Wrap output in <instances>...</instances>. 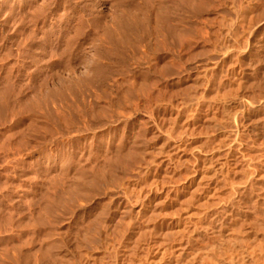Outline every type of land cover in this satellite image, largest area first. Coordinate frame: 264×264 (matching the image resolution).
<instances>
[{
  "label": "rangeland",
  "instance_id": "rangeland-1",
  "mask_svg": "<svg viewBox=\"0 0 264 264\" xmlns=\"http://www.w3.org/2000/svg\"><path fill=\"white\" fill-rule=\"evenodd\" d=\"M117 1L0 0V264H264V0Z\"/></svg>",
  "mask_w": 264,
  "mask_h": 264
},
{
  "label": "bare ground",
  "instance_id": "bare-ground-1",
  "mask_svg": "<svg viewBox=\"0 0 264 264\" xmlns=\"http://www.w3.org/2000/svg\"><path fill=\"white\" fill-rule=\"evenodd\" d=\"M114 1H115V0H114ZM118 1H119V2H118ZM118 1H117V3H120V0H118ZM156 1L159 2V6L157 7V11H156V12H157V13H156V18H157V20H158L159 22L155 23L152 27L150 26V27H151V30H150L149 34H150V35H151V34L153 35V33H157V34L160 35V33L164 32L163 30H165V33H167L171 38H173V39H177L178 36H179V30L182 28V27H181V24H182V23H181V22H182V18L180 17V14H181V12L183 13L184 10H185V9H184L183 11H179L178 6L180 5V3L182 4L184 0H181V1L179 0V1H178L179 4H178V5L175 4V5H176V8H175V7H172L174 11H173L172 8H171L172 13L168 12V10L170 9V6H168V8H169L168 10H167V7H166V5H167L168 3H170L169 1H166V0H165L167 3H166V2H164V3H160V0H156ZM163 1H164V0H162V2H163ZM190 1H191V0H190ZM190 1L188 0L189 3H190ZM197 1H199V0H197ZM197 1H196V2H197ZM171 2H172V1H171ZM175 2H176V0H175ZM175 2H174V0H173V4H174ZM184 2H185V1H184ZM188 2H187V3H188ZM117 3H116V4H117ZM131 3H132V2H131ZM144 3H145V2H144ZM165 3H166V5H164ZM189 3H188V4H189ZM192 3L194 4L193 0H192V2H191L190 4H192ZM199 3H200V2H199ZM157 4H158V3H157ZM183 4H184V3H183ZM190 4H189V7L192 6L191 8L193 9V8H194V7H193V4H192V5H190ZM201 4H202V2H201ZM117 5H118V4H117ZM130 5H131V4H130ZM130 5H129V6H130ZM168 5H169V4H168ZM195 5H196V3H195ZM204 5H205V4L203 3V6H204ZM184 6H187V8H188V5H185V4H184L182 7H184ZM200 6H201V5H200ZM201 7H202V6H201ZM204 7H205V6H204ZM142 8H143V7H142ZM174 8H175V9H174ZM187 8H186V10L189 11ZM196 8H197V7H196ZM189 9H190V8H189ZM146 10H147V9H146ZM171 10H170V11H171ZM133 11H134V10H133ZM139 11H140V10H139ZM147 11H148V10H147ZM125 12H126V11H125ZM143 12H144V11H143ZM194 13H195V12H194ZM126 14H127V13H126ZM171 14L173 15V17H176V18H175L174 23H170V24H169L167 21H168V18H171V16H172ZM205 14H206V13H205ZM129 15H130V14H129ZM147 15H148V14H147ZM153 15H154V14H153ZM183 15H184V13H183ZM183 15H181V16H183ZM121 16H122V15H121ZM121 16H120V17H121ZM201 17H202V16H201ZM130 18H131V17H130ZM138 18H139V17H138ZM146 18H147V17H146ZM146 18H145V19H146ZM151 18H152V17H151ZM121 19H122V17H121ZM206 19H207V18H206ZM222 20H224V19H222ZM143 21H144V20H143ZM172 21H173V20H172ZM183 21H184V20H183ZM226 21H228V20H226ZM125 22H126V21L124 20L123 23H125ZM134 22H135V21H134ZM144 22H145V21H144ZM148 22H149V21H148ZM193 22H194V21H193ZM201 22H202V21H201ZM208 22H209V21H208ZM119 23H120V22H119ZM127 23H128V22H127ZM127 23H125V25H126ZM139 23H140V22H139ZM128 24H130V23H128ZM128 24H127V25H128ZM148 24H149V23H148ZM127 25H126L125 27H124V25H122V26H123L124 28H126ZM130 25H131V24H130ZM130 25H128L129 27H127V28H130ZM137 25H138V24H137ZM150 25H151V24H150ZM191 25H192V24H191ZM223 25H224V24H223ZM231 25H232V24H231ZM253 26H254V25H253ZM230 27H231V26H230ZM250 27H251V26H250ZM133 28H134V27H133ZM133 28H132V30H133ZM253 28H254V27H253ZM253 28H252V29H253ZM162 29H163V30H162ZM208 29H209V28H208ZM105 30H106V29H105ZM125 30H126V29H125ZM128 30H129V29H128ZM134 30H135V29H134ZM134 30H133V31H134ZM161 30H162V31H161ZM204 30H205V29H204ZM77 31H78V30H77ZM181 31H182V30H180V32H181ZM225 31H226V28H225ZM111 32H112V31H111ZM124 32L126 33V31H124ZM124 32H123V33L121 32L120 35L125 34ZM195 32H196V31H195ZM107 33H108V30H107ZM113 33H114V32H113ZM113 33H111V36L113 35ZM119 33H120V31H119ZM225 33H227V32H225ZM105 34H106V32H105ZM108 34H109L108 38L110 37V38H109V40H110L109 43L114 47V49H117L119 46L123 45L124 42L126 41V40H124V38H123L122 40L119 39V38H118V39H117V38L114 39V38H113L114 36H112V38H111V36H110V32H109ZM114 34H115V33H114ZM209 34H210V33H209ZM227 34H228V33H227ZM75 35H76V34H75ZM118 35H119V34H118ZM126 35H127V34H126ZM183 35H184V34H183ZM225 35H226V34H225ZM115 36H116V35H115ZM124 36H125V35H124ZM157 36H158V35H157ZM186 36H188V35H186ZM218 36H219V35H218ZM117 37H119V36H117ZM184 37H185V36H184ZM120 38H121V37H120ZM97 40H98V39H97ZM106 40H107V39H106ZM67 41H68V40H67ZM157 41H158V40H157ZM95 42H96V41H95ZM101 42H102V41H101ZM125 43H126V42H125ZM127 43H128V42H127ZM150 43H151V41H150ZM160 43H161V42H160ZM68 44H69V43H68ZM152 44H153V43H152ZM66 45H67V43H66ZM92 45H93V44H92ZM134 45H135V44H134ZM141 45H142V44H141ZM67 46H68V45H67ZM67 46H66V47H67ZM100 46H101V45H100ZM130 46H131V45H130ZM151 46H152V45H151ZM151 46H150V47H151ZM153 46H154V45H153ZM68 47H71V46L69 45ZM121 48H122V47H121ZM151 48H152V47H151ZM110 49H111V48H110ZM118 49H119V48H118ZM149 49H150V48H149ZM152 49H154V48H152ZM94 50H96V49H94ZM119 50H120V49H119ZM156 50H157V49H156ZM108 51H109V50H108ZM115 51H117V50H115ZM159 51H160V50H159ZM96 52H97V51H96ZM98 52H99V51H98ZM113 52H114V51H113ZM107 53H108V52H107ZM122 53H123V52H122ZM122 53H121V54H122ZM110 54H111V53H110ZM114 54H115V53H114ZM118 54H119V53H118ZM145 54H146V53H145ZM91 55H92V54H91ZM116 55H117V54H116ZM119 56H120V55H119ZM124 56H125V55H124ZM146 57H147V56H146ZM146 57H145V58H146ZM196 57H197V56H196ZM117 58H118V56H117ZM194 58H195V57H194ZM91 59H92V57H91ZM89 60H90V59H89ZM123 60H124V59H123ZM118 62H119V60H118ZM167 64H168V63H167ZM164 65H166L165 62H164ZM97 66H98V64H97ZM167 67H168V66L166 65V68H167ZM96 68H97V67H96ZM164 68H165V67H164ZM98 69H99V68H98ZM91 70H92V69H91ZM163 71H164V70H163ZM92 76H94V75H92ZM92 76H91V77H92ZM99 76H100V74H99ZM148 77H149V76H148ZM145 78H146V77H145ZM144 81H145V80H144ZM150 81H151V80H150ZM148 84H149V83H148ZM148 84H147V85H148ZM145 87H146V85H145ZM25 103H26V102H25ZM29 106H30V105H29ZM31 107H32V105H31ZM33 107H35V106L33 105ZM33 107H32V108H33ZM140 135H141V134H140ZM137 138H138V137H137ZM137 138H136V139H137ZM126 141H127V140H126ZM138 143H139V142H138ZM147 145H148V144H147ZM131 150H132V149H131ZM133 150H134V149H133ZM145 150H146V149H145ZM130 152L133 153L132 151H130ZM127 154H129V153H127ZM127 154L125 155L126 157H130V156H131V155L128 156ZM136 155H137V153H136ZM131 157H132V156H131ZM137 157H138V156H137ZM140 157H141V155H140ZM117 159H118V158H117ZM139 159H140V158H139ZM121 160H122V158H121ZM124 160H126V159H124ZM142 160H143V159H142ZM126 162H127V161H126ZM127 163H128V162H127ZM130 163H131V161H130ZM125 171H126V170H125ZM106 172H107V171H106ZM106 174H107V173H106ZM106 177H107V176H106ZM112 177H113V176H112ZM109 179L111 180V178H109ZM112 179H113V178H112ZM94 181H95V180H94ZM94 181H93V183H94ZM112 182H113V181H112ZM47 203H48V202H47ZM48 204L50 205V203H48ZM45 206H46V205H45ZM49 207H51V205H50ZM52 207H53V206H52ZM262 207H263V206H262ZM262 207H261V210H263ZM263 208H264V207H263ZM259 209H260V208H259ZM259 209H258V210H259ZM46 210H47V207H46ZM254 210H255V209H254ZM47 211H48V210H47ZM47 211H46V212H47ZM46 212H45V213H46ZM258 212H259V211H258ZM263 212H264V211H263ZM261 214H262V213H260V215H261ZM7 215H8V214H7ZM18 215H19V214H18ZM22 215H23V214H22ZM46 215H47V214H46ZM51 215H52V214H51ZM51 215H48V216L50 217ZM263 215H264V214H263ZM3 216H4V215H3ZM8 216H10V215H8ZM28 217H30V216H28ZM32 217H34V216H31L30 218H28L29 221L26 219V220H23V222H24V221H25V222L27 221L28 223H29V222H32V223H33V226H37V227H38L39 224L41 223L40 226L43 225V228H44V226L47 225V221H45L46 219L44 220V217H43V216H40V215L38 216V215H37V216L34 217V218H32ZM258 217H259V215H258ZM258 217H257V219H258V221H259V219H261L262 215H261L259 218H258ZM6 219H7V220H6ZM8 219H9V221H8ZM30 219H32V220L30 221ZM47 219H48V218H47ZM257 219L254 220L255 223H256ZM262 219H264V217H262ZM11 220H12V219H11L10 217H9V218H5V220H3V223H4V221H6V222H7V221L10 222ZM14 220H15V219H14ZM21 220H22V218H21ZM117 220H118V219H117ZM17 221H18V220H17ZM48 221H50V220H48ZM98 221H99V220H98ZM119 221H120V220H119ZM126 221H127V220H126ZM128 221H129V220H128ZM128 221H127V223H128ZM254 221H253V225H252V226H256V224H257V227H258V224L260 225V223H256V224L254 225ZM258 221H257V222H258ZM262 221L264 222V220H262ZM262 221H261V226L264 224V223H262ZM8 222H7V223H8ZM25 222H24V223H25ZM39 222H40V223H39ZM129 222H130V221H129ZM45 223H46V224H45ZM48 223H49V222H48ZM120 223H121V222H120ZM120 223H119V224H120ZM29 224H30V223H29ZM121 224H122V223H121ZM121 224H120V225H121ZM1 225H2V224H1ZM30 225H32V224H30ZM212 225H213V224H212ZM3 226H4V225H3ZM5 226H6V225H5ZM16 226H17V225H16ZM18 226H19V225H18ZM27 226H28V225H27ZM117 226H118V225H117ZM123 226H124V225H123ZM214 226H215V225H214ZM220 226H221V225H220ZM252 226H251V227H252ZM0 227H2V226H0ZM14 227H15V226H14ZM37 227H36V228H37ZM41 227H42V226H41ZM88 227H89V226H87V229H88ZM118 227H119V226H118ZM249 227H250V226H249ZM5 228H6V227H5ZM12 228H13V227H12ZM20 228H23V227L20 225ZM20 228H19V229H20ZM30 228H32V226H31ZM106 228H107V227H106ZM119 228H120V227H119ZM122 228H123V227H122ZM219 228H220V227H219ZM254 228H255V227H253V229H254ZM258 228L261 229V230H264V227H258ZM262 228H263V229H262ZM14 229H15V228H14ZM37 229H38V228H37ZM89 229H90V228H89ZM93 229H94V227H93ZM98 229H99V228H98ZM220 229H221V228H220ZM250 229H251V228H250ZM253 229H251V230H253ZM4 230H5V229H4ZM9 230H10V229H9ZM25 230H26V229L24 228V231H25ZM27 230H28V229H27ZM34 230H35V229H34ZM38 230H39V229H38ZM90 230H91V229H90ZM121 230H122V229H121ZM127 230H128V229H127ZM233 230H237L238 232H241V231H240V227H239L238 229H235V228H234ZM15 231H16V230H15ZM20 231H21V230H20ZM20 231H19V232H20ZM39 231H40V230H39ZM85 231H86V230H85ZM88 231H89V230H88ZM101 231H102V230H101ZM249 231H250V230H249ZM249 231H248V232H249ZM1 232H2V231H1ZM7 232H8V231H7ZM36 232H37V231H35V233H36ZM50 232H51V231H50ZM50 232H49V233H50ZM92 232H93V230H92ZM98 232H99V230H98ZM250 232H251V231H250ZM263 232H264V231H263ZM4 233H5V232H4ZM22 233H23V232H22ZM31 233H32V232H31ZM33 233H34V232H33ZM33 233L31 234V237H32ZM49 233H48V234H49ZM121 233H122V232H121ZM124 233H125V232H124ZM253 233H254V232H253ZM50 234H51V233H50ZM50 234H49V235H50ZM89 234H90V233H89ZM251 234H252V233H251ZM26 235H27V234H26ZM28 235H29V234H28ZM84 235H85V234H84ZM86 235H88V234L86 233ZM88 236H89V235H88ZM262 236H263V235H262ZM29 237H30V235H29ZM31 237H30V238H31ZM33 237H34V236H33ZM43 237H44V236H43ZM49 237H50V236H49ZM27 238H28V237H27ZM38 238H39V237H38ZM219 238H220V236H219ZM249 238H250V237H249ZM252 238H253V235H252L251 239H252ZM21 239H22V238H21ZM40 239H41V238H40ZM25 240H26V239H25ZM28 240H29V239H28ZM234 240H235V242L237 241L236 239H234ZM26 241H27V240H26ZM31 241H32V240H31ZM3 242H4V241H3ZM20 242H21V240H20ZM23 242L25 243V241H23ZM34 242H35V241H34ZM38 242H39V241H38ZM233 242H234V241H233ZM4 243H5V242H4ZM24 243H23V244H24ZM26 243H27V242H26ZM222 243H223V242H222ZM258 243H259V242H258ZM258 243H257V244H258ZM261 243H262V242H261ZM21 244H22V243H21ZM28 244H29V243H28ZM31 244H32V243H31ZM46 244H48V243H46ZM59 244H60V243H59ZM207 244H208V243H206V245H207ZM214 244H215V243H214ZM252 244H254V243H252ZM255 244H256V243H255ZM24 245H25V244H24ZM24 245H23V246H24ZM52 245H53V244H52ZM259 245H260V246L256 245V247H254L255 245L252 246L251 244H250L249 246L247 245L248 247H251V246H252V247L249 248V249H246V250H249L250 253H249V252H246V251H245V253H248L247 255H249V256H251V254L253 253V256H254V253H256V252H261V249L259 248V247H261V244H259ZM41 246H42V245H41ZM202 246H205V245H202ZM211 246H212V245H211ZM47 247H48V246H47ZM59 247H60V246H59ZM206 247H207V246H206ZM216 247H217V246H216ZM219 247H220V243H219ZM219 247H218V248H219ZM222 247H224V246H222ZM225 247H226V246H225ZM232 247H233V246H232ZM232 247H230V248L232 249ZM44 248H45V247H44ZM54 248H55V247H54ZM204 248H205V247H204ZM204 248H203V249H204ZM208 248H209V247H208ZM213 248H214V247H213ZM252 248H258V249H253V251L255 250V252H253V251L251 250ZM263 248H264V245H263ZM263 248H262V249H263ZM52 249H53V247H52ZM219 249L221 250V248H219ZM259 249H260V250H259ZM31 250H32V249H31ZM48 250H49V249H48ZM209 250H210V248H209ZM211 250H212V247H211ZM215 250H216V249H215ZM217 250H218V249H217ZM250 250H251V251H250ZM256 250H258V251H256ZM41 251H42V249H41ZM50 251H51V250H50ZM202 251H203V250H202ZM202 251H201V252H202ZM204 251H205V249H204ZM207 251H208V250H207ZM263 251H264V249H263ZM46 252H48L47 249H46ZM208 252L210 253V251H208ZM216 252H217V251H216ZM216 252H215V253H216ZM225 252H226V250H225ZM229 252H231V251H229ZM229 252H228V253H229ZM202 253H203V252H202ZM202 253H201V254H202ZM211 253H212V252H211ZM211 253H210V254H211ZM261 253H262V252H261ZM25 254H27V253H25ZM45 254H46V253H45ZM199 254H200V252H199ZM199 254H198V255H199ZM201 254H200V255H201ZM203 254H204V253H203ZM206 254H207V253H206ZM206 254H204V255H206ZM213 254H214V251H213ZM213 254H212V255H213ZM218 254H219V253H218ZM220 254H221V253H220ZM220 254H219V255H220ZM237 254H239V253H237ZM240 254H241V253H240ZM242 254H243V252H242ZM242 254H241V255H242ZM27 255H29V254H27ZM27 255H26V257H27ZM30 255H31V254H30ZM35 255H36V254H35ZM46 255H49V252H48ZM198 255H197V256H198ZM200 255H199V256H200ZM204 255H203V256H204ZM214 255H215V254H214ZM219 255H218V256H219ZM235 255H236V254H235ZM241 255H239V256L243 259V256H241ZM257 255H258V254H257ZM257 255H256V256H257ZM260 255H261V254H260ZM260 255H259V256H260ZM263 255H264V254H263ZM49 256H51V255H49ZM52 256H53V255H52ZM218 256H216V257H218ZM220 256H221V255H220ZM230 256H231V255H230ZM232 256H233V255H232ZM232 256H231V257H232ZM259 256H257V259L260 258ZM23 257H24V259L27 260L29 256H28L27 258H25V255H24ZM200 257H201V256H200ZM205 257H207V255H206ZM213 257H215V256H213ZM222 257H223V255H222ZM228 257H229V256H228ZM231 257H230V258H231ZM237 257H238V256H237ZM237 257H236V258H237ZM246 257H247V256H246ZM30 258H31V257H29V259H30ZM42 258H43V257H42ZM51 258H52V257H51ZM203 258H204V257H203ZM209 258L212 259V257L209 256V254H208V261H211V260H209ZM39 259H41V258L39 257ZM39 259H38V260H39ZM205 259H206V258H205ZM242 259H240V261H243V260H244V259H243V260H242ZM47 260H48V259H47ZM55 260H56V259H55ZM200 260H201V262H202V257L200 258ZM203 260H204V259H203ZM212 260H214V259H212ZM229 260H230V259H229ZM231 260H232V259H231ZM231 260H230V264L232 263ZM234 260H235V259H234ZM238 260H239V259H238ZM248 260H249V259H248ZM253 260H256V259H255V256L252 257V261H253ZM52 261H53V260H52ZM208 261H207V262H208ZM216 261H218V259H217ZM223 261H224V260H223ZM236 261H237V260H236ZM240 261H237V262H239V264H240V263H242V262H240ZM249 261H250V260H249ZM20 262H21V261H20ZM31 262H32V261H31ZM45 262H46V261H45ZM204 262H205V260H204ZM226 262H227V261H226ZM237 262H236V264H237ZM247 262H248V261H247ZM253 262H255V261H253ZM32 263H33V262H32ZM42 263H43V262H41V264H42ZM52 263H53V262H52ZM131 263H132V262H131ZM224 263H225V262H224ZM243 263H245V261H244ZM24 264H25V263H24ZM43 264H44V263H43ZM53 264H54V263H53ZM225 264H226V263H225ZM249 264H250V262H249ZM261 264H263V263H261Z\"/></svg>",
  "mask_w": 264,
  "mask_h": 264
}]
</instances>
